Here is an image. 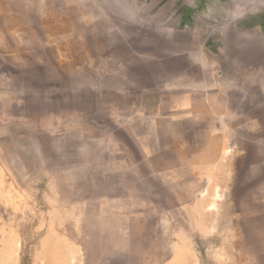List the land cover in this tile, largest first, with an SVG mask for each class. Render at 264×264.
<instances>
[{"label":"rangeland","instance_id":"1","mask_svg":"<svg viewBox=\"0 0 264 264\" xmlns=\"http://www.w3.org/2000/svg\"><path fill=\"white\" fill-rule=\"evenodd\" d=\"M178 6L0 0V264H264V0Z\"/></svg>","mask_w":264,"mask_h":264},{"label":"crops","instance_id":"2","mask_svg":"<svg viewBox=\"0 0 264 264\" xmlns=\"http://www.w3.org/2000/svg\"><path fill=\"white\" fill-rule=\"evenodd\" d=\"M257 0H169V3L178 4L176 10L172 11L169 15V20L173 21L178 19V12L183 11L188 16H196L198 19L216 20L218 18L217 10L221 5H236V8H229L225 13L220 12V19L231 18L234 14L241 12L243 5H250ZM180 7V8H179ZM179 8V9H178ZM222 17V18H221ZM187 18V16L185 17ZM181 19V21H180ZM178 23H172L175 27H183V18H179Z\"/></svg>","mask_w":264,"mask_h":264}]
</instances>
